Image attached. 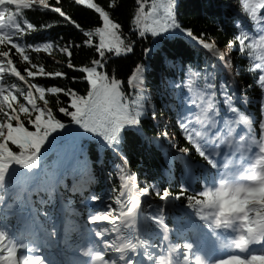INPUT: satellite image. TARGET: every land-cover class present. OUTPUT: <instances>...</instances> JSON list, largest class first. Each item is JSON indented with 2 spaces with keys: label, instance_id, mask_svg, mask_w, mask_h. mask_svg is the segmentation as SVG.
<instances>
[{
  "label": "trees",
  "instance_id": "16d2710c",
  "mask_svg": "<svg viewBox=\"0 0 264 264\" xmlns=\"http://www.w3.org/2000/svg\"><path fill=\"white\" fill-rule=\"evenodd\" d=\"M18 1L3 7L15 43L0 39V98L6 102L0 103V144L20 158L54 147L34 166L32 203L59 227L54 191V183H59L68 204L78 207L87 195H95L98 205L104 209L111 205L112 218H117L122 210L118 200L127 196L130 175L153 200L142 238L150 249L156 247L160 223L170 224L178 215L197 217L206 203L197 191L200 170L182 158L187 154L202 164L178 132L176 114L186 95L211 94L218 114L227 111V104L245 105L247 98L250 109L259 114L261 89L250 72V47L239 39L243 33L239 25L244 22L231 7L233 1L242 5L241 1ZM143 5L146 19L140 11ZM103 74L97 107L104 105L107 110L95 111V125L103 137L112 139L121 159L86 125L74 131L85 108L93 105L89 78L100 83ZM30 94L35 98L33 106L27 102ZM157 137L164 149L157 148ZM6 161L0 151V163ZM78 168L86 177L82 196L70 191ZM186 182L189 190L182 192ZM12 185L4 184V191L0 188V231L17 235L27 227L28 220L23 223L21 216L29 217V212L21 193L20 216L7 210L17 203L10 194ZM166 191L173 200L170 213L160 202Z\"/></svg>",
  "mask_w": 264,
  "mask_h": 264
},
{
  "label": "rangeland",
  "instance_id": "374dc122",
  "mask_svg": "<svg viewBox=\"0 0 264 264\" xmlns=\"http://www.w3.org/2000/svg\"><path fill=\"white\" fill-rule=\"evenodd\" d=\"M87 1V0H86ZM247 6L257 12L260 13L264 10V1L263 0H247ZM232 7H234V9L237 12H242L241 14L244 13V10H239V8H237L235 6L234 3H232ZM163 23L165 24L166 22L163 20ZM261 23L264 24V20H261ZM264 27H262L260 29V32H262ZM90 80V84L92 87H94L96 85V80L94 78H89ZM190 109L192 110H198L201 113L205 114L202 118H200V126H203L204 129L207 130V133H210L211 138L213 140H216L217 138V132H218V123L216 122L215 118L213 117L212 113L210 112V102H201V103H197L195 105H190ZM107 110V108L104 107V105H102L99 109H98V114H101L103 111ZM242 123V121H241ZM238 124H240V122H233V121H228L227 123V134L231 135V133H236L237 132V128H238ZM101 130L102 131H106L107 127H103L101 126ZM171 139H173V137H171ZM2 150L5 151L6 153L8 152V150L6 149L5 146H2ZM242 154H244V151L242 152ZM82 174H78L75 177L78 178L80 177ZM263 202L264 203V197H263ZM255 218H259V214H254ZM95 222H100V223H110L111 226L114 225V221H110V219L107 216H95ZM125 234H123L124 236ZM110 249H113V245L111 246ZM33 258H38V255H35V257L33 256ZM39 259V258H38ZM110 259V258H109ZM119 260V258H117ZM121 262V261H119ZM56 264V263H55Z\"/></svg>",
  "mask_w": 264,
  "mask_h": 264
},
{
  "label": "bare ground",
  "instance_id": "6f19581e",
  "mask_svg": "<svg viewBox=\"0 0 264 264\" xmlns=\"http://www.w3.org/2000/svg\"><path fill=\"white\" fill-rule=\"evenodd\" d=\"M192 116H196L197 117V112H193L192 113ZM193 124L196 122V119L193 117V118H191V120H190ZM200 135H202V133H201V131L199 132V133H196L195 135H194V137L196 138V141H197V143L199 144V146L204 150V152H205V154H206V158H207V160H208V162L210 163V164H214V165H220V159L222 158V157H226V158H228L229 156H230V151H227V149H226V146H221V147H217V146H215V144H214V141L213 140H210V139H207L205 142L204 141H202V139H201V137H200ZM236 137V136H235ZM227 145V147H233L231 144H226ZM232 162H234V161H232ZM234 169L235 170H239L240 169V166H234ZM231 170H233V168L231 167V166H227V168H226V172H230ZM242 172V171H241ZM240 172V173H241ZM214 176L216 175V177L217 176H219V177H221L222 175H221V172H216V173H214L213 174ZM236 176H239L240 174H235ZM241 175H242V173H241ZM264 181V179H262L261 178V181L260 182H263ZM203 183H200V182H196V185H202ZM63 196V193L61 192V193H59V195L57 196V198H59V197H62ZM85 218V217H84ZM23 221V220H22ZM87 218H85V220H81L80 219V227H82V225H83V223L84 224H86L87 223ZM77 224H78V222H75V224H73V226L72 227H70L68 230H73V229H76V227H77ZM18 229V227L16 226V230ZM72 234H70V236L71 235H74V233L75 232H71ZM69 237V236H68ZM194 237V236H193ZM63 238V237H62ZM46 244H47V248H46V250L48 251V253H50V254H53V255H55L54 253H52V251H51V249H50V245L46 242ZM22 245H24V247H26V249H28V250H30L31 248H30V243H29V240H24L23 242H22ZM213 248H215V247H213ZM260 249H264V245H262L261 247H259ZM254 249H256V248H254ZM253 249V250H254ZM86 258V257H85ZM73 259H75V258H73ZM83 261V260H82ZM70 262L68 261V260H65V261H63V264H69ZM77 264V262H72L71 264Z\"/></svg>",
  "mask_w": 264,
  "mask_h": 264
},
{
  "label": "water",
  "instance_id": "95a60500",
  "mask_svg": "<svg viewBox=\"0 0 264 264\" xmlns=\"http://www.w3.org/2000/svg\"><path fill=\"white\" fill-rule=\"evenodd\" d=\"M49 114H52L51 112Z\"/></svg>",
  "mask_w": 264,
  "mask_h": 264
}]
</instances>
